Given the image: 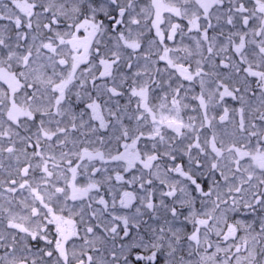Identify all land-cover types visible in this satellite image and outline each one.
<instances>
[{
	"label": "snow or ice",
	"instance_id": "obj_1",
	"mask_svg": "<svg viewBox=\"0 0 264 264\" xmlns=\"http://www.w3.org/2000/svg\"><path fill=\"white\" fill-rule=\"evenodd\" d=\"M0 264H264V0H0Z\"/></svg>",
	"mask_w": 264,
	"mask_h": 264
}]
</instances>
